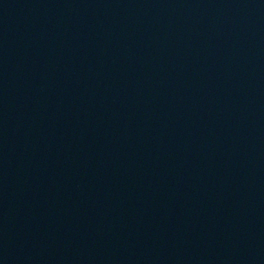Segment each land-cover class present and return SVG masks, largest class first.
I'll list each match as a JSON object with an SVG mask.
<instances>
[{
  "label": "water",
  "instance_id": "95a60500",
  "mask_svg": "<svg viewBox=\"0 0 264 264\" xmlns=\"http://www.w3.org/2000/svg\"><path fill=\"white\" fill-rule=\"evenodd\" d=\"M0 264H264V0H0Z\"/></svg>",
  "mask_w": 264,
  "mask_h": 264
}]
</instances>
